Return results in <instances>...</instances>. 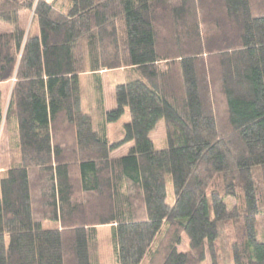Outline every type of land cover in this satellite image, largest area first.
Wrapping results in <instances>:
<instances>
[{"label": "trees", "instance_id": "obj_1", "mask_svg": "<svg viewBox=\"0 0 264 264\" xmlns=\"http://www.w3.org/2000/svg\"><path fill=\"white\" fill-rule=\"evenodd\" d=\"M119 67L95 120L79 76ZM3 82L19 159L0 173V264H100L99 225L115 264H264V0H0Z\"/></svg>", "mask_w": 264, "mask_h": 264}, {"label": "crops", "instance_id": "obj_2", "mask_svg": "<svg viewBox=\"0 0 264 264\" xmlns=\"http://www.w3.org/2000/svg\"><path fill=\"white\" fill-rule=\"evenodd\" d=\"M129 69L125 67H119L116 69H101L98 72L91 73H82L79 76L80 80V91H81V103L82 107L85 111L90 112L93 115V118L95 120L102 119L104 112L112 109L116 105V97H115V89L116 86L122 82H125L126 79L129 76L128 71ZM106 73H114L118 74L120 77L114 80L113 83V90L111 92V95L109 96V99L105 98L104 94V79H105V74ZM98 82H100V89L98 86ZM2 84H0L1 87ZM85 86H88V95L87 92L83 89ZM90 92V93H89ZM99 95H101L102 102L99 103ZM128 121V120H127ZM116 131L115 134H113V131ZM7 133H4V138L2 141V151H1V158H2V163L0 165V173L3 172L11 162H15L19 159V154L16 149L12 150L10 148L9 140L7 139ZM106 134L107 138L110 141H116L122 138L123 136V126L120 128L113 129L111 128L110 124L106 125ZM133 144L132 141L125 143L122 146L128 145V148ZM117 152V149L111 152V155L113 156H119L123 155L125 153H115ZM127 152V151H126ZM3 162H5L3 164Z\"/></svg>", "mask_w": 264, "mask_h": 264}, {"label": "rangeland", "instance_id": "obj_3", "mask_svg": "<svg viewBox=\"0 0 264 264\" xmlns=\"http://www.w3.org/2000/svg\"><path fill=\"white\" fill-rule=\"evenodd\" d=\"M118 74H114V73L105 74L103 85H104L105 98H107V100L109 99V96L111 95V92L113 90L114 80L120 77ZM10 88H11V82H3L1 85V91L5 95H8ZM83 89L87 92V95H88V89H89L88 86H85V88ZM127 120H129V115L127 112H125L119 120H117L116 122L109 123V124L111 128L117 130L119 127L121 128ZM115 132L116 131L114 130L113 134H115ZM150 136L153 140V143L156 149H161L166 146L165 128H164V122L162 120L158 122L157 127L151 132ZM3 138H4V131H2L0 135V165L2 163L1 151H2V146H3L2 144ZM127 146L128 145L121 146L120 148L117 149V152L115 153H119V154L126 153ZM4 163L5 162H3V164ZM167 191L169 193L168 202H171L172 201L171 182L169 178L167 179ZM227 202L229 205H232L233 199L229 198ZM97 228H98L97 254H98L99 263L100 264H115L113 249H112L111 228L109 225H99ZM258 228H259L258 229L259 232H261L262 229L264 228V215L258 217ZM178 249L180 251H184L187 249V238L185 235L182 236V242L179 245ZM209 259L210 258H207L206 260L207 263L210 262ZM206 262H204V264H206Z\"/></svg>", "mask_w": 264, "mask_h": 264}]
</instances>
